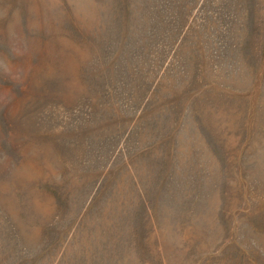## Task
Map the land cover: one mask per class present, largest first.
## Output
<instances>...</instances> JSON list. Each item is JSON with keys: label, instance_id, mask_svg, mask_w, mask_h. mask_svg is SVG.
I'll return each mask as SVG.
<instances>
[{"label": "rangeland", "instance_id": "rangeland-1", "mask_svg": "<svg viewBox=\"0 0 264 264\" xmlns=\"http://www.w3.org/2000/svg\"><path fill=\"white\" fill-rule=\"evenodd\" d=\"M0 264H264V0H0Z\"/></svg>", "mask_w": 264, "mask_h": 264}]
</instances>
